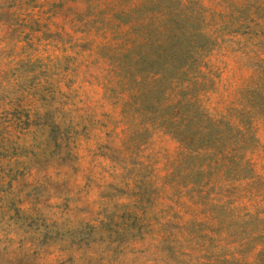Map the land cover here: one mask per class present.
Returning <instances> with one entry per match:
<instances>
[{"label": "rangeland", "instance_id": "1", "mask_svg": "<svg viewBox=\"0 0 264 264\" xmlns=\"http://www.w3.org/2000/svg\"><path fill=\"white\" fill-rule=\"evenodd\" d=\"M0 264H264V0H0Z\"/></svg>", "mask_w": 264, "mask_h": 264}, {"label": "trees", "instance_id": "2", "mask_svg": "<svg viewBox=\"0 0 264 264\" xmlns=\"http://www.w3.org/2000/svg\"><path fill=\"white\" fill-rule=\"evenodd\" d=\"M177 43H178V36L173 35L167 41L165 46L162 45L155 46L153 57L161 60L162 62L161 67L178 68L181 65V63H183V61L185 62L190 58L187 49H183L182 51L176 49ZM139 63H140V59L137 58L135 60V64L138 65ZM184 122H186V120H184Z\"/></svg>", "mask_w": 264, "mask_h": 264}]
</instances>
